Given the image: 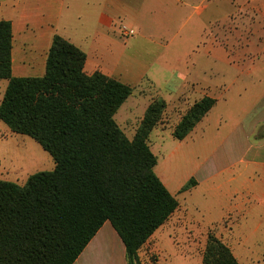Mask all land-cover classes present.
Instances as JSON below:
<instances>
[{
  "label": "crops",
  "instance_id": "obj_1",
  "mask_svg": "<svg viewBox=\"0 0 264 264\" xmlns=\"http://www.w3.org/2000/svg\"><path fill=\"white\" fill-rule=\"evenodd\" d=\"M1 20L12 23L14 77L44 76L53 38L59 35L86 54L87 74L101 71L133 87L151 84L166 102L188 86L202 93L200 99H216L199 124L213 120L219 106L234 107L238 114L231 128H222L221 115L216 129L202 127L194 150L199 161L191 152L189 168L181 176L160 170L158 145L152 150L157 157L155 172L179 201L174 214L197 206L195 196L206 207L215 204L218 216L206 227L217 225V236L240 264H264V55L259 65V57L248 50L227 52L217 38L206 36L210 27L224 22L225 0H0ZM122 24L136 34L122 37ZM193 42L186 54L179 53ZM170 49L173 65L168 70L155 62L162 50ZM195 53L210 63L201 78L195 73L202 64L192 57ZM143 57L157 58L152 63ZM2 81L6 90L8 81ZM192 178L197 185L182 192ZM163 226L147 243L160 241ZM74 264H127L124 244L110 222Z\"/></svg>",
  "mask_w": 264,
  "mask_h": 264
},
{
  "label": "trees",
  "instance_id": "obj_2",
  "mask_svg": "<svg viewBox=\"0 0 264 264\" xmlns=\"http://www.w3.org/2000/svg\"><path fill=\"white\" fill-rule=\"evenodd\" d=\"M13 29L0 21V81L7 80L0 121L34 139L55 161L24 186L0 179V264H74L106 222L126 250L127 264L180 204L155 172L147 140L167 103L154 99L130 141L115 115L133 86L101 71L87 74V56L55 35L42 77L12 74ZM217 100L196 101L172 130L185 140ZM197 185L190 179L181 189ZM203 264H240L230 247L208 233Z\"/></svg>",
  "mask_w": 264,
  "mask_h": 264
},
{
  "label": "rangeland",
  "instance_id": "obj_3",
  "mask_svg": "<svg viewBox=\"0 0 264 264\" xmlns=\"http://www.w3.org/2000/svg\"><path fill=\"white\" fill-rule=\"evenodd\" d=\"M214 27V29L210 27V31L206 35L208 38L209 36L217 38L221 47L227 52L239 49L248 50L250 55L259 57L257 63L262 65L260 59L264 55V0H225V20L222 24ZM193 44L194 42L189 43L179 53L186 54ZM171 52V49L169 51L162 50L159 60L156 59L157 57H143L142 59L152 63L156 59V64L169 70L173 65ZM192 57L198 63H202L195 72L196 76L201 78L204 73L203 69L210 63L207 59L200 58L197 53ZM211 65L214 63L212 62ZM168 72L166 71L165 76H168ZM5 83L6 81L0 82V102L5 91ZM133 88V94L115 115L117 125L130 141L133 140L148 105L159 96L158 90L151 84L142 83L141 86ZM167 90L172 93L169 87ZM183 90L176 98L166 102L167 108L162 121L153 129L147 140L151 151L156 150L157 145L159 146V150L156 152L160 161V170L163 169L171 175L176 174L177 177L189 168L187 159L197 147L196 144L199 143L202 127L216 129L217 117L221 115L223 117L222 128L230 125L226 128L229 129L237 118L235 114H238L235 108L230 105L219 106L211 116L214 118L213 120H205L199 124L185 141H177L172 137V129L185 112L202 96V93H194L190 86H188V90ZM225 115L232 116V118L225 117ZM206 121H209L211 125L208 126ZM262 131L261 133H264V129ZM193 157L195 161H199L200 157L195 154V151ZM55 166L52 156L34 139L12 133L0 121V178L24 186L31 175L37 172L53 171ZM195 197L198 202L197 206L180 210L164 224L159 231L162 236L160 241H150L140 249V264H203L208 233L213 231L217 235V225L208 229L205 223L212 218L216 220L215 217L218 214L215 204L206 203L210 208L208 209L205 204L202 205L199 197Z\"/></svg>",
  "mask_w": 264,
  "mask_h": 264
},
{
  "label": "built area",
  "instance_id": "obj_4",
  "mask_svg": "<svg viewBox=\"0 0 264 264\" xmlns=\"http://www.w3.org/2000/svg\"><path fill=\"white\" fill-rule=\"evenodd\" d=\"M119 33L124 38H131L136 34L134 29L123 24L119 26Z\"/></svg>",
  "mask_w": 264,
  "mask_h": 264
}]
</instances>
